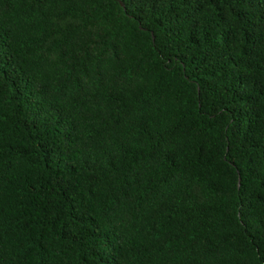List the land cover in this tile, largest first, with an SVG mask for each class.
I'll return each instance as SVG.
<instances>
[{"label": "trees", "instance_id": "obj_1", "mask_svg": "<svg viewBox=\"0 0 264 264\" xmlns=\"http://www.w3.org/2000/svg\"><path fill=\"white\" fill-rule=\"evenodd\" d=\"M0 264H264V0H0Z\"/></svg>", "mask_w": 264, "mask_h": 264}]
</instances>
